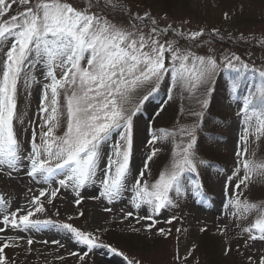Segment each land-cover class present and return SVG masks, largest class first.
Returning a JSON list of instances; mask_svg holds the SVG:
<instances>
[{"label":"snow or ice","instance_id":"obj_1","mask_svg":"<svg viewBox=\"0 0 264 264\" xmlns=\"http://www.w3.org/2000/svg\"><path fill=\"white\" fill-rule=\"evenodd\" d=\"M13 5L22 10L10 14ZM118 16L126 22H115ZM168 34L174 38L162 40ZM204 35L203 29L184 33L171 26L160 28L149 11L134 13L125 0H81L77 5L69 0H0V174L12 178L13 173L23 171L33 180L58 183L55 191L42 189L39 196H34L29 201L31 208L2 214L0 232L7 228L27 232L53 224L33 217L45 212L41 198H55L60 188L72 189L76 206L82 203L81 190L86 186L99 184L98 195L91 199L108 204L131 193L128 202L134 209L146 206L151 212L135 217L137 223L151 221L144 226L149 233L156 223L153 216L177 207L186 194L203 198V184L197 177L205 161L199 155V145L201 140L210 139L203 136L204 109L209 106L215 78L223 71L233 97L242 99L238 115L245 125L234 154V167L230 174L223 175L225 195L233 181L236 190V198L229 199L226 206L237 209L233 214L238 219L256 213L254 220L242 228L245 246L264 242V205L239 198L241 185L248 187L254 175L264 176V162L248 157L249 140L264 136V66L250 67L234 54L222 60L211 53L197 55L181 45V41L196 44ZM38 68L45 81L38 105L40 132L32 127L28 147H24L16 128L17 121L23 124L17 96L21 82L25 89L39 83L33 74ZM167 77L171 80L169 92L180 87L196 97L203 87L201 95L205 98L198 100L201 110L190 111L193 122L174 126L172 131L154 129L150 119L145 128L149 151L141 169L133 173L134 121L139 120L138 114ZM242 85L246 94L241 97L238 91ZM163 110L161 107L155 115ZM62 126L63 133L57 135L56 130ZM160 142L171 145L168 163L149 182L145 174L150 171L149 162L162 151L155 147ZM217 175H221L219 170ZM0 206L7 212L2 198ZM78 215L83 216V212ZM134 216L133 211L124 213L125 219ZM174 219L166 222L171 224ZM56 226L88 250L102 246L96 235L70 223ZM157 234L167 238L170 230L159 228ZM20 239L23 237L0 242V264H8L5 249L19 247ZM27 243L31 246L33 241ZM106 247L113 253L118 251ZM230 251V247L225 248V254ZM85 255L79 259L83 261ZM125 259L127 264H142L138 259ZM247 259L248 264H264V254Z\"/></svg>","mask_w":264,"mask_h":264},{"label":"rangeland","instance_id":"obj_2","mask_svg":"<svg viewBox=\"0 0 264 264\" xmlns=\"http://www.w3.org/2000/svg\"><path fill=\"white\" fill-rule=\"evenodd\" d=\"M165 1L125 0L134 13L141 9L149 11L157 19L160 28L171 26L173 30L184 33L203 29L205 35L198 43L181 41L182 46L189 47L197 55L211 53L218 60H222L224 56L234 54L240 56L250 67L264 66V0H186V3L181 0H169L166 4ZM69 2L77 5L81 0ZM18 10L22 9L13 5L10 14H15ZM225 13L228 14V18H225ZM114 19L117 23L126 22L121 16ZM173 38V35L168 34L162 37V40ZM33 74L39 83H34L30 89L23 86L22 94L25 95L27 104L18 107V112L23 114V124L20 121L16 122L18 138L24 142V147H28L27 141L31 138L32 127L36 128L38 134L40 132L38 105L41 86L45 81L39 68ZM57 74L59 75V72ZM218 74L221 76L219 85L216 81ZM218 74L212 85L214 91L208 97L209 106L204 109V120L208 116L207 118L215 122L211 132L215 143L212 142V150L206 154L199 148V155L205 161V165L198 169L197 179L201 180L203 167L210 163L213 166V185L208 190L202 188L203 198L191 193L186 194L179 200L177 207H168L159 215L153 216L156 223L149 233L144 226L151 221L141 220L137 223L135 217H142L146 212L147 214L151 212L146 206L139 210L134 209L128 202L131 193H126L120 201L108 204L106 201L91 199L92 196L98 195L99 184L86 186L81 190L82 203L76 206L73 202L75 193L72 189L60 188L55 198L51 196L41 198L45 212L36 213L33 217L41 221L51 220L53 224L27 232L12 228L0 232V242L5 240L11 242L16 237H23L17 241L19 247L5 249L8 264H127L125 257L133 261L138 259L142 264H205L206 252L202 241L206 230L217 239V252L226 264H248L249 256L264 254V242H250V246H245L244 243L245 234L242 228L254 220L256 213L252 212L245 218L238 219L233 214L237 209L226 206L229 199L236 198L233 195L236 190L233 181L225 195L223 175L230 174L234 167V154L245 125L242 116L238 115L242 99L237 101L233 97L229 90L230 82L227 75L223 71ZM170 83V77H167L161 84L159 92L146 102L138 114L139 120L134 121L131 161L133 173L141 169L149 151L146 143L149 137L145 128L150 119L154 129L172 131L174 126L193 122L194 118L188 114L190 111L201 110L198 100L205 98L201 95L203 87L196 97H193L180 87L171 88L169 92ZM169 94L172 96L170 101ZM243 94H246V89L242 85L238 95L242 97ZM20 96H17V105L22 101ZM161 107L164 109L163 112L156 116L155 113ZM62 133L63 126L56 130L57 135ZM155 147L161 148L162 151L149 162L150 171L145 174V179L149 182L154 181L167 165L171 145L160 142ZM248 157L257 162H264V136L249 140ZM218 170L221 175H217ZM58 179L59 177L56 178L57 181ZM57 188L58 183L45 184L33 180L23 171L19 174L13 173L12 178L0 174V198L7 205V212L0 206V219L2 214L11 213L18 208H31L29 201L34 196H39L42 189L51 192ZM239 198L264 205V176L254 175L248 187L241 185ZM105 208H110L111 211L106 212ZM81 211L83 216L78 215ZM127 211H133L135 216L125 219L124 213ZM172 217H175L172 223H167L166 221ZM64 223H70L79 230L96 235L102 246L88 250L70 233L56 226ZM0 227L3 225L0 224ZM136 228L140 231L134 232L133 229ZM159 228L170 230V235L167 238L158 235ZM105 235L108 238H105ZM29 239L33 241L31 246L27 243ZM106 246L117 249V253L111 252ZM226 247L231 248L227 254ZM85 253V258L81 261L79 256Z\"/></svg>","mask_w":264,"mask_h":264},{"label":"trees","instance_id":"obj_3","mask_svg":"<svg viewBox=\"0 0 264 264\" xmlns=\"http://www.w3.org/2000/svg\"><path fill=\"white\" fill-rule=\"evenodd\" d=\"M168 1L169 0H166L165 4ZM181 1L186 3V0H181ZM216 81H217L218 85L221 83L220 74H218ZM22 90H23V85H20L18 95L19 96L21 95L19 98L22 101L19 102L18 107H24L27 104L26 97H25V95L22 94L23 93ZM209 114L211 115V113H209ZM207 117L204 120L205 131L203 132V136L209 137L210 139L201 140V142H200L199 148L203 154L208 153V151L211 152V150H212V134H211V132H212L213 127L215 126V122L213 120H211L210 118H207ZM212 161H210V162H212ZM212 167L213 166L210 163V165L202 168V172H201L202 178L200 181L203 184V190H208L213 185ZM104 237L108 238L106 235ZM202 243H203L204 250L206 252L205 264H226V263H224V259L217 252V239H215V237L212 236L211 233L207 230L204 232Z\"/></svg>","mask_w":264,"mask_h":264}]
</instances>
